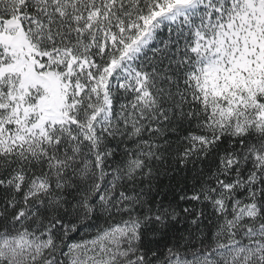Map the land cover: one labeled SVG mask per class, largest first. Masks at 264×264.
Listing matches in <instances>:
<instances>
[{"label": "snow or ice", "instance_id": "1", "mask_svg": "<svg viewBox=\"0 0 264 264\" xmlns=\"http://www.w3.org/2000/svg\"><path fill=\"white\" fill-rule=\"evenodd\" d=\"M0 264H264V0H0Z\"/></svg>", "mask_w": 264, "mask_h": 264}]
</instances>
